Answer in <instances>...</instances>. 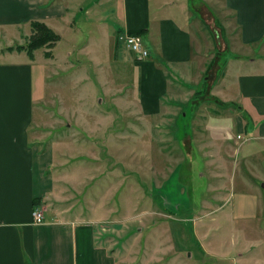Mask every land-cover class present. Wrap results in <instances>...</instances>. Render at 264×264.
<instances>
[{
  "label": "crops",
  "instance_id": "1",
  "mask_svg": "<svg viewBox=\"0 0 264 264\" xmlns=\"http://www.w3.org/2000/svg\"><path fill=\"white\" fill-rule=\"evenodd\" d=\"M86 1L91 4L81 8ZM223 2L237 27L240 53L228 64L217 95L235 110L207 113L203 132L181 138L166 124L172 117L180 118L172 103L187 101L191 94L178 80L191 79L197 54L194 34L183 24L184 4L178 0H0V264H118V254L98 234L102 224L117 222L118 215L101 223L94 220L93 205L101 198V188L93 191V184L105 179L115 185L122 174L126 176L120 168L127 166L122 158L139 163L132 159L131 145L145 138L154 149L153 154L146 151L144 159L160 184L156 189L160 199L177 204L185 152L190 162L201 167L200 177L207 178L210 198L218 201L211 203L208 214L224 208L220 200L228 197L229 183L239 180L241 190L234 196L232 214L243 221V230H255L258 225L252 223L257 220L258 228L264 229L257 187L264 183V0ZM80 13L88 17L84 21L98 37L92 43L99 39L110 50L115 40L113 78L121 77L119 71L124 70L135 80L132 90L128 83L121 85L122 90L117 86L107 90L116 106L123 104L117 112H122L124 125L115 127L116 113L97 112L91 129L96 142L70 138L74 133L67 124L64 139L40 146L35 141L36 126L43 117L39 113L36 122L37 104L43 100L48 73L56 62L44 52L38 54L42 50L30 57L9 48L22 31L31 32L34 22L57 34V24L66 20L62 32L72 30ZM129 32H139L143 38L149 50L145 60L133 59L119 40ZM183 117L184 126L191 118ZM78 124L85 122L78 120ZM168 165L174 166L169 173ZM36 208L43 210L42 224L34 223ZM243 247L239 253L246 261L243 264H264L263 244Z\"/></svg>",
  "mask_w": 264,
  "mask_h": 264
},
{
  "label": "rangeland",
  "instance_id": "2",
  "mask_svg": "<svg viewBox=\"0 0 264 264\" xmlns=\"http://www.w3.org/2000/svg\"><path fill=\"white\" fill-rule=\"evenodd\" d=\"M178 1L184 4L186 15L183 24L194 34L197 54L190 68L191 79L178 78L183 81L184 89L191 92L189 100L172 103L179 110L180 118L169 119L166 129L174 130L176 136L185 138L191 133L193 135L194 131H204L207 113L235 110L233 105L226 107L229 104L222 102L217 91L223 86L228 64L236 61V56L239 55L236 53H240V50L236 24L231 13L225 9L223 0ZM90 4V1H86L81 8ZM87 18L80 13L74 28L69 31L66 29V32L61 29L66 20H62L61 24L56 25L60 41L54 47L47 44L37 49L42 50L38 54L44 52L46 58H52L56 62L48 73L43 100L37 104L36 122L40 120L39 113L43 117L36 126L39 130L35 141L40 146L64 139L67 124L72 125L74 133L70 138L93 143L96 139L91 129L95 127L93 115L97 112L116 113L118 117L115 127L124 125L122 112H117L124 108L121 106L123 104L116 106L107 90L112 91L116 86L122 90L124 86L121 85L124 83H128L132 90L135 80L124 70L119 71L121 77L113 78L116 42L114 40V46L110 50L99 39L92 43L98 37L89 29L90 24L84 21ZM37 34L32 30L22 31L18 38L13 39V47L9 49L27 54L37 51L33 50L34 46H39L42 40H46V37ZM124 48L122 47L123 50ZM131 57L134 59V55ZM116 67L120 68L121 64ZM79 113L80 118L76 117ZM183 114L191 118L184 126L181 124ZM78 120L79 123L84 120L85 124H78ZM133 122L136 125L135 122L138 121L133 119ZM77 130L79 133H76ZM135 137L138 136L134 135L133 140L137 139ZM131 148L132 159L139 163H130L129 158H122L126 160L127 166L120 168L122 173H127L126 176L122 174L123 178L117 180L115 185H110L105 179L93 184V191L98 186L101 188V198L95 200L96 204L93 205L94 220L101 223L100 221L111 220L118 215L114 219L117 222L102 224L98 232L99 240H105L118 254V264H243L246 261L239 258L243 246L254 242L264 245V229L258 228L260 221L252 223L258 225L255 230H243V221H238L232 214L234 196L241 190L239 180L235 184L229 183L228 197L220 200L224 208L216 214H208L211 203L218 201L210 198L207 178L200 177L198 172L201 167L190 162L184 152V159L180 160L181 175L177 179L183 190L175 200L177 204L170 205L166 201H173L159 198L156 189L160 184L147 169L148 164L144 159L146 151L153 154L154 150L150 139L134 141ZM176 158L177 156L174 159ZM169 162L174 164L176 161ZM168 166L166 172L169 173L174 166ZM155 168L152 165L150 170ZM263 184H257L261 192L262 209ZM259 219H264L262 213Z\"/></svg>",
  "mask_w": 264,
  "mask_h": 264
},
{
  "label": "built area",
  "instance_id": "3",
  "mask_svg": "<svg viewBox=\"0 0 264 264\" xmlns=\"http://www.w3.org/2000/svg\"><path fill=\"white\" fill-rule=\"evenodd\" d=\"M119 40L127 46L136 60L142 61L149 57V50L146 48L144 40L140 35L121 34ZM33 217L36 224L44 222V215L37 208L34 210Z\"/></svg>",
  "mask_w": 264,
  "mask_h": 264
},
{
  "label": "trees",
  "instance_id": "4",
  "mask_svg": "<svg viewBox=\"0 0 264 264\" xmlns=\"http://www.w3.org/2000/svg\"><path fill=\"white\" fill-rule=\"evenodd\" d=\"M31 29H32V32H34V34L38 33L37 35L40 34L41 36L46 37V40H42L39 46H37L36 44L33 50H37L38 48H41L42 46L47 45V44H50L52 45V47H54L56 43H58L61 39V37L58 34H56L52 29H50L48 26H46L43 23L34 22L31 24ZM129 33L133 35H140L139 32L138 33L129 32ZM33 53L28 52V55L30 57H33Z\"/></svg>",
  "mask_w": 264,
  "mask_h": 264
}]
</instances>
